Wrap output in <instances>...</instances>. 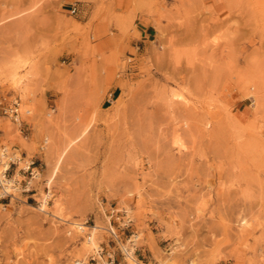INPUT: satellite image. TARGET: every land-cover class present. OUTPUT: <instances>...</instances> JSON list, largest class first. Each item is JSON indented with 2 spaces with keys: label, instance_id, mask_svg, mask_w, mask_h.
<instances>
[{
  "label": "rangeland",
  "instance_id": "rangeland-1",
  "mask_svg": "<svg viewBox=\"0 0 264 264\" xmlns=\"http://www.w3.org/2000/svg\"><path fill=\"white\" fill-rule=\"evenodd\" d=\"M66 1L0 0L25 93L0 77L22 120L0 114V141L38 167L33 198L0 199V264H103L97 244L114 264H134L122 245L137 264H264V0H130L144 43L132 11L82 23Z\"/></svg>",
  "mask_w": 264,
  "mask_h": 264
},
{
  "label": "built area",
  "instance_id": "built-area-1",
  "mask_svg": "<svg viewBox=\"0 0 264 264\" xmlns=\"http://www.w3.org/2000/svg\"><path fill=\"white\" fill-rule=\"evenodd\" d=\"M75 10L76 7L74 5L69 7L70 13ZM25 112H28V109ZM0 114L9 118L12 123L20 127L22 120L18 98L14 97L11 100H6V95L0 91ZM10 148L11 146L8 147L6 143L0 141V199H8V202H10L11 199L16 198V193H20L27 196L24 200L27 202V199L33 198L32 195L35 193L32 180L37 175L38 167L33 157H25L22 154L12 157ZM4 163L7 164L4 165ZM16 175H20V178L17 179ZM107 230L112 238L116 237V232L112 225L109 224ZM102 255H105L106 262L114 264V251H104L101 245H98L89 260H96L101 258Z\"/></svg>",
  "mask_w": 264,
  "mask_h": 264
},
{
  "label": "crops",
  "instance_id": "crops-1",
  "mask_svg": "<svg viewBox=\"0 0 264 264\" xmlns=\"http://www.w3.org/2000/svg\"><path fill=\"white\" fill-rule=\"evenodd\" d=\"M63 4L66 6L64 7L66 10L74 5L76 10L72 13V16L82 23L86 22L91 15L107 16L111 13V10L116 12L132 11L136 15L134 23L136 24V30L139 32V43H144L146 39H149L155 33L151 18L146 21L148 14L139 11L136 7L134 8L130 0H73L66 1ZM131 42L137 43L136 40ZM72 57L73 55L67 56L66 61H71Z\"/></svg>",
  "mask_w": 264,
  "mask_h": 264
},
{
  "label": "bare ground",
  "instance_id": "bare-ground-1",
  "mask_svg": "<svg viewBox=\"0 0 264 264\" xmlns=\"http://www.w3.org/2000/svg\"><path fill=\"white\" fill-rule=\"evenodd\" d=\"M18 63H19V61H14V60L13 61H8V60L5 61L4 60V62H2V64H0V77H2V79L4 78V80L7 83H9L10 87H12L13 89H15L16 91L19 92V94L21 96V99H25L24 98V95H25L24 88H23V86H21V78H22V76L18 74L19 72L17 70L18 67H19ZM3 82L4 81H2V84H3ZM3 86H4V84H3ZM180 95H181L180 93H178L176 90L172 89V90H170L168 98H170V99L171 98L172 99H176L177 98V100H178V98H180ZM9 150L12 152V157L19 156V151L17 149H15V147H11ZM6 164L7 163H4V165H6ZM46 183L48 184V180H46ZM48 186H49V184H48ZM6 187L8 188V186H6ZM47 196H48V194L46 192H43V194L41 195L40 200H39V204L37 206V208H39V210H43L44 211L45 209H47ZM17 198L20 199L19 196ZM1 205L4 206V204H2V203H1ZM27 205H31V204H27ZM53 206H54V211L56 212L57 216L58 217H62L61 213H60V203L58 202V199L55 198L53 200ZM84 224L85 223H80V222H73L72 223L74 229L77 232H80V233L83 232L86 229V226H84ZM92 231H93V229H92ZM88 234H87V237H85V241L90 243V244H94V240H93L92 234H89V235ZM91 238H92V240H91ZM128 240H130V239H128ZM97 247H98V244H97L96 247H91V249L93 251H95V249ZM134 249H135V247L133 249L130 247L129 249L124 250V246L122 245V250H123V253H124V259H126V257H127V259L130 262H132L134 264H137L136 263V258L134 256H132V255H134ZM82 261L83 260H81V262H80V260L79 261L75 260V262L73 264H86L87 263V259L84 260V262H82ZM138 263L142 264L139 261H138ZM97 264H101L100 259H98ZM103 264H110V263L106 262V261H103Z\"/></svg>",
  "mask_w": 264,
  "mask_h": 264
}]
</instances>
